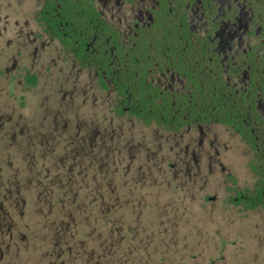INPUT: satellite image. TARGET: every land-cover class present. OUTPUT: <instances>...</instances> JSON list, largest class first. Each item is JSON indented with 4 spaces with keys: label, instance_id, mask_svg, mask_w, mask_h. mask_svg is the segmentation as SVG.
Segmentation results:
<instances>
[{
    "label": "rangeland",
    "instance_id": "obj_1",
    "mask_svg": "<svg viewBox=\"0 0 264 264\" xmlns=\"http://www.w3.org/2000/svg\"><path fill=\"white\" fill-rule=\"evenodd\" d=\"M26 5L0 0V264H264V214H239L220 192L205 201L214 190L162 163L175 161L172 139L110 121L93 75L68 58L53 66L43 53L32 69L27 51L18 56L15 20L34 13ZM100 201L118 208L109 227ZM67 214L77 217L70 241Z\"/></svg>",
    "mask_w": 264,
    "mask_h": 264
},
{
    "label": "flooded vegetation",
    "instance_id": "obj_2",
    "mask_svg": "<svg viewBox=\"0 0 264 264\" xmlns=\"http://www.w3.org/2000/svg\"><path fill=\"white\" fill-rule=\"evenodd\" d=\"M14 1L34 12L15 20L30 68L43 53L68 58L93 75L110 121L172 139L175 161L162 163L214 190L205 201L220 192L239 214H264V0Z\"/></svg>",
    "mask_w": 264,
    "mask_h": 264
},
{
    "label": "trees",
    "instance_id": "obj_3",
    "mask_svg": "<svg viewBox=\"0 0 264 264\" xmlns=\"http://www.w3.org/2000/svg\"><path fill=\"white\" fill-rule=\"evenodd\" d=\"M26 83L29 85V86H33V85H35L36 84V78H35V76L34 75H29L28 77H27V79H26ZM8 139L10 140V137H8ZM76 166V165H75ZM75 166L73 165L72 167H73V169H75ZM51 169H53V171L55 170V166L54 165H51ZM45 187H49L50 189H51V187H52V185H49L48 184V186H45ZM53 189L55 188V189H58L59 190V195L60 194H63V190L61 189V188H58V184H54V186L52 187ZM103 188H104V190H105V192L107 193V196H111V191L107 188V187H105V186H103ZM103 188H102V190H103ZM51 192H52V190H51ZM46 193V192H45ZM51 194V198H49V199H44L43 197H40V198H42V200H43V202H44V204H45V206L47 207V212L48 213H50V215H52L53 216V213H52V210H53V207L52 206H50L48 203L49 202H51L52 201V193H49V192H47L46 193V195H50ZM58 199H59V196H58ZM58 199L56 198V203H62L63 202V200H59V202H58ZM108 200V199H107ZM106 200V201H107ZM102 201V200H101ZM99 202V207H98V209H99V215L100 216H102V217H106V219L105 220H103L104 221V224H105V222L106 223H108V227L110 226V224H109V222H110V218H108L107 216L108 215H110V214H112L113 212H114V210L115 209H118L117 208V206H115L114 207V209L113 210H111V205H110V207H106L105 205L104 206H102V202ZM101 204V205H100ZM52 208V209H51ZM108 208V209H107ZM57 210V209H56ZM76 210H79V208L77 207L76 208ZM43 212H44V210H43ZM47 212H45V213H47ZM80 215V214H79ZM78 215V216H79ZM66 218H67V221H68V230H67V239H68V241H70L71 239H74V236H75V224H76V216L74 215V214H67L66 215ZM98 219H99V222L100 221H102V219H100V217H98ZM98 219H97V216H96V218H95V222H96V225L98 224ZM111 230H114V229H111Z\"/></svg>",
    "mask_w": 264,
    "mask_h": 264
}]
</instances>
